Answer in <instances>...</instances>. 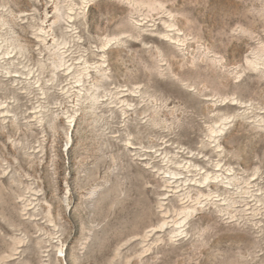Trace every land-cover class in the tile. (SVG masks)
<instances>
[{"label":"rangeland","instance_id":"1","mask_svg":"<svg viewBox=\"0 0 264 264\" xmlns=\"http://www.w3.org/2000/svg\"><path fill=\"white\" fill-rule=\"evenodd\" d=\"M0 264H264V0H0Z\"/></svg>","mask_w":264,"mask_h":264}]
</instances>
